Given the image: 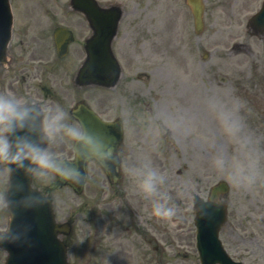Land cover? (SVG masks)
Returning <instances> with one entry per match:
<instances>
[{
  "label": "rangeland",
  "instance_id": "obj_1",
  "mask_svg": "<svg viewBox=\"0 0 264 264\" xmlns=\"http://www.w3.org/2000/svg\"><path fill=\"white\" fill-rule=\"evenodd\" d=\"M244 1L207 0L205 29L199 37L184 0L167 2L168 6L160 3V13L155 5L146 6L144 2L147 20L132 28L139 19L128 16L121 34L127 33L134 40L145 35L152 43L150 56H160V61H151L159 69L148 77L143 88L160 90L152 92L158 103L159 120L175 127L166 138L160 135V159L155 155V140L151 137L149 151L136 154L143 158L144 165L165 175L161 186L173 183L177 194L173 198L187 197L189 190L204 192L206 186L227 179L231 191L227 197L229 218L222 232L225 244L246 264H264V39L245 34L242 16L258 8L261 0H249L241 7ZM205 50L209 53L207 59L203 57ZM103 94L100 99L94 98L98 108H103L107 98ZM228 120L239 123L240 130L235 136L226 130ZM220 158L222 163L217 164ZM178 169L182 172L178 173ZM135 174L138 178L137 170ZM4 176H7L5 168ZM5 177L3 181L0 168V187ZM52 179V173L47 178L37 177L39 184H48ZM93 192V183L82 197L68 188L54 191L57 212L62 216L87 199L93 207ZM85 216L86 213L78 216L77 228L87 227L82 220ZM7 220L0 208V229L7 226ZM175 224L178 222L174 215L160 217V232H165L169 239L165 245L172 243L171 229ZM89 227H94L92 218ZM174 227L178 231V226ZM190 238L194 240L192 233ZM92 246V240L84 245V259H90L88 264L108 259L100 248ZM170 247L164 259L198 258L193 245L190 250L181 251ZM5 255L0 251V264ZM158 255L150 251L153 258Z\"/></svg>",
  "mask_w": 264,
  "mask_h": 264
},
{
  "label": "clouds",
  "instance_id": "obj_2",
  "mask_svg": "<svg viewBox=\"0 0 264 264\" xmlns=\"http://www.w3.org/2000/svg\"><path fill=\"white\" fill-rule=\"evenodd\" d=\"M32 102L19 98L6 91H0V162L7 164L8 171L23 170L25 176L47 178L50 173H55L60 179L82 182V174L78 168L73 167L72 160L54 157L40 141L52 140L57 134H62L73 143L77 154L81 149L99 150L100 141L82 123L66 122L67 113L62 106H57L54 115L37 113ZM42 116L39 124L36 120ZM226 130L235 136L240 130L239 123L234 120L225 121ZM79 144V147H77ZM25 161L28 163L26 164ZM222 163V158L217 164ZM12 165H15L13 168ZM138 187L145 198H156L153 205V214L157 217L168 218L175 215L174 207L168 206L170 197L161 192V185L166 177L160 171L144 165L137 170ZM86 179V178H84ZM251 179V177H247ZM23 191V185H20ZM28 209H39L47 202L46 197H36L25 194L21 196ZM219 203V201H218ZM18 235L0 238V243L15 242Z\"/></svg>",
  "mask_w": 264,
  "mask_h": 264
},
{
  "label": "water",
  "instance_id": "obj_3",
  "mask_svg": "<svg viewBox=\"0 0 264 264\" xmlns=\"http://www.w3.org/2000/svg\"><path fill=\"white\" fill-rule=\"evenodd\" d=\"M17 178H18V176H17Z\"/></svg>",
  "mask_w": 264,
  "mask_h": 264
}]
</instances>
